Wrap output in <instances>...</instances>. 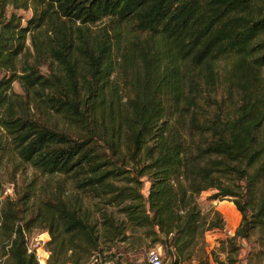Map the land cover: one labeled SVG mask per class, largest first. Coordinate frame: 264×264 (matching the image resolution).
<instances>
[{"label":"trees","instance_id":"16d2710c","mask_svg":"<svg viewBox=\"0 0 264 264\" xmlns=\"http://www.w3.org/2000/svg\"><path fill=\"white\" fill-rule=\"evenodd\" d=\"M105 19L134 31L124 51L104 29L89 36ZM0 72V160L9 152L122 215L91 222L64 190L27 189L0 213L5 264H38L23 235L35 226L46 264H83L127 230L181 264L199 233H227L218 211L200 221L207 191L240 216L216 264H240L233 242L254 234L264 256V0H0Z\"/></svg>","mask_w":264,"mask_h":264},{"label":"rangeland","instance_id":"374dc122","mask_svg":"<svg viewBox=\"0 0 264 264\" xmlns=\"http://www.w3.org/2000/svg\"><path fill=\"white\" fill-rule=\"evenodd\" d=\"M21 15L23 16L22 24L24 25L25 19L30 16V12L26 11L21 13ZM101 29L107 31L111 37L119 41V51L121 52L124 51V48L135 37V33L131 30V27L123 25L121 28H116L115 23L110 19H105L100 23L89 26L88 34L91 38H95L100 34L99 31ZM26 46L29 49L28 59L31 60L34 52L30 39H27ZM115 63L117 65L120 64L119 60H116ZM42 71L44 72V69ZM2 75L3 73L0 72V77ZM113 75L119 74L114 73ZM12 89L16 94L22 95V90L16 81L12 83ZM31 188L36 191L38 199L42 198L45 200L47 195L57 193L61 189L64 190V199L67 200L70 198L71 201L77 197L82 200L83 211L91 222L101 221V216L105 213L122 219V215L118 213L117 209L106 207L97 199H93L88 195L78 194L73 189V186L60 176H48L35 172L30 166L19 162L13 154L6 152L0 160V213L3 212L7 201H17L22 197L24 191ZM147 188L148 184L145 183L142 191L144 196L147 194ZM212 193L211 191L203 192L196 199L199 208L203 211L200 213V221L205 225L215 222L219 218L216 213L218 211L224 220V230L227 231V229H230L234 233L240 220L238 212L230 200L210 204L208 197ZM24 200L26 201L25 207L33 204L32 200L27 201V198ZM209 208L212 209L207 211ZM33 210L34 208L31 206L30 209L23 211L22 216L24 220L27 219ZM234 212H237V215H234ZM127 233L130 235L129 238L124 243H118L116 250L108 251L105 246H102L101 249L103 251L101 253L95 252L83 264H115L118 258H121L122 264H146V254L156 248L161 249L165 259H169V255L165 251L164 246L158 243L153 244L150 240L142 238L140 230H136L135 232L127 230ZM46 234L48 232L41 226L31 228L27 235L28 245L34 246L36 239L41 235H43L41 237H44ZM225 237L230 238L232 236H227V233H224L222 230L209 231L205 235L199 233L193 246L187 252V256L182 259L181 264H216V259L223 261L227 248L220 250L217 241L221 238L226 239ZM233 243L238 248L234 255L240 264H264V256L260 254L262 253V248L258 244L257 234H254L249 240H236ZM45 259L46 256L43 257V260ZM5 260L6 256L0 251V264H5ZM47 261L48 258L46 263Z\"/></svg>","mask_w":264,"mask_h":264},{"label":"built area","instance_id":"2783aa9c","mask_svg":"<svg viewBox=\"0 0 264 264\" xmlns=\"http://www.w3.org/2000/svg\"><path fill=\"white\" fill-rule=\"evenodd\" d=\"M1 222V217H0ZM24 238H25V248L28 254H32L38 264H45L46 260L49 256V251L47 249V243L49 241L48 234H46L44 237H38L36 239V243L34 246L28 245V237L25 232H23ZM172 252L173 250L170 249ZM46 256V259L43 260V257ZM174 256L170 257L169 259H165L161 249L156 248L154 250L149 251L146 254V264H173ZM98 264V263H97Z\"/></svg>","mask_w":264,"mask_h":264},{"label":"crops","instance_id":"0c3cea01","mask_svg":"<svg viewBox=\"0 0 264 264\" xmlns=\"http://www.w3.org/2000/svg\"><path fill=\"white\" fill-rule=\"evenodd\" d=\"M236 213H237V212H234L233 214H234V215H237ZM227 222H228V221H227ZM224 231L228 233V236H232V235H233V233H232V231H231L230 229H227V231H226V230H224Z\"/></svg>","mask_w":264,"mask_h":264},{"label":"water","instance_id":"95a60500","mask_svg":"<svg viewBox=\"0 0 264 264\" xmlns=\"http://www.w3.org/2000/svg\"><path fill=\"white\" fill-rule=\"evenodd\" d=\"M94 264H97V263H94Z\"/></svg>","mask_w":264,"mask_h":264}]
</instances>
